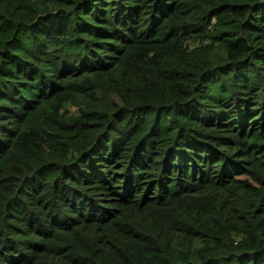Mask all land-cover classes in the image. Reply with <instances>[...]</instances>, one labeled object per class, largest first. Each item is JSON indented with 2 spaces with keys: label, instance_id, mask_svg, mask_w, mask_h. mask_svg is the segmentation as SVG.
Returning a JSON list of instances; mask_svg holds the SVG:
<instances>
[{
  "label": "trees",
  "instance_id": "obj_1",
  "mask_svg": "<svg viewBox=\"0 0 264 264\" xmlns=\"http://www.w3.org/2000/svg\"><path fill=\"white\" fill-rule=\"evenodd\" d=\"M0 264H264V0H0Z\"/></svg>",
  "mask_w": 264,
  "mask_h": 264
},
{
  "label": "rangeland",
  "instance_id": "obj_2",
  "mask_svg": "<svg viewBox=\"0 0 264 264\" xmlns=\"http://www.w3.org/2000/svg\"><path fill=\"white\" fill-rule=\"evenodd\" d=\"M217 54L220 56V58H223L225 56L224 51L221 49L217 50Z\"/></svg>",
  "mask_w": 264,
  "mask_h": 264
}]
</instances>
